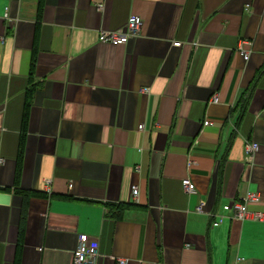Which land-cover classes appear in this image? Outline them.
<instances>
[{"label":"crops","instance_id":"1","mask_svg":"<svg viewBox=\"0 0 264 264\" xmlns=\"http://www.w3.org/2000/svg\"><path fill=\"white\" fill-rule=\"evenodd\" d=\"M99 1L0 0V264H264V0Z\"/></svg>","mask_w":264,"mask_h":264},{"label":"built area","instance_id":"2","mask_svg":"<svg viewBox=\"0 0 264 264\" xmlns=\"http://www.w3.org/2000/svg\"><path fill=\"white\" fill-rule=\"evenodd\" d=\"M99 7L105 5V1L101 0L97 2ZM144 25V18L140 14H132L129 18V21L126 25L112 30H102L100 33V39L103 41H109L115 44L127 43L131 37L137 36L141 33L142 27ZM182 40L175 41V44L181 45ZM251 50L241 46V52L245 55L246 58L250 57ZM150 90L149 87L144 88ZM218 100V96L215 97ZM140 128H144V125H141ZM260 149V144L255 141H249L246 145L248 159L253 161L255 159L256 153ZM184 185L186 190L190 193L196 190V183L191 178L184 179ZM140 189L137 185L134 186V195L138 197ZM261 195L258 192H249L243 200H235L233 202L225 205V209L234 213V215L240 219L255 218V219H264V212L253 211L248 208V203L252 201H260ZM205 202L203 201L198 210L207 211L204 209ZM211 213V212H209ZM225 218V215H220L217 219L214 220L215 224L221 223ZM100 256V242L98 240L91 239L90 235L83 233L80 236V241L78 248L75 251V260L76 264H97L98 257ZM121 264H128L127 260H122Z\"/></svg>","mask_w":264,"mask_h":264}]
</instances>
